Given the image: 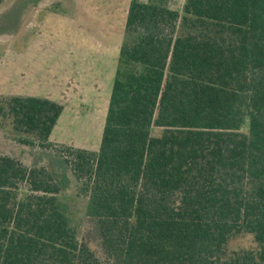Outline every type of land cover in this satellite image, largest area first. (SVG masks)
<instances>
[{"label": "trees", "instance_id": "16d2710c", "mask_svg": "<svg viewBox=\"0 0 264 264\" xmlns=\"http://www.w3.org/2000/svg\"><path fill=\"white\" fill-rule=\"evenodd\" d=\"M64 110L0 98V264H264V0H132L97 152Z\"/></svg>", "mask_w": 264, "mask_h": 264}, {"label": "rangeland", "instance_id": "374dc122", "mask_svg": "<svg viewBox=\"0 0 264 264\" xmlns=\"http://www.w3.org/2000/svg\"><path fill=\"white\" fill-rule=\"evenodd\" d=\"M130 1L6 0L0 7V98L32 96L64 105L51 142L97 152ZM184 1L172 5L182 10ZM4 133L0 129V152L20 154ZM78 208L86 234L85 205ZM232 245L254 243L246 237Z\"/></svg>", "mask_w": 264, "mask_h": 264}, {"label": "crops", "instance_id": "0c3cea01", "mask_svg": "<svg viewBox=\"0 0 264 264\" xmlns=\"http://www.w3.org/2000/svg\"><path fill=\"white\" fill-rule=\"evenodd\" d=\"M132 1V0H131ZM131 1L129 2V5H128V8H127V12H126V14H128V11H129V7H130V3H131ZM186 1V0H185ZM185 1H184V3H185ZM184 3H183V6H184ZM34 5V4H33ZM36 6V4L34 5V7ZM126 18H127V15H126ZM64 113V112H63ZM61 118V117H60ZM55 130V129H54ZM54 132V131H53ZM53 134V133H52ZM52 136V135H51ZM51 138V137H50Z\"/></svg>", "mask_w": 264, "mask_h": 264}]
</instances>
